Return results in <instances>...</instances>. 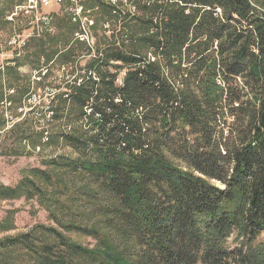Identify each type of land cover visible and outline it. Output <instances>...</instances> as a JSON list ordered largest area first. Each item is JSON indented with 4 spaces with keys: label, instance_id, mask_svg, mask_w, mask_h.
I'll list each match as a JSON object with an SVG mask.
<instances>
[{
    "label": "trees",
    "instance_id": "obj_1",
    "mask_svg": "<svg viewBox=\"0 0 264 264\" xmlns=\"http://www.w3.org/2000/svg\"><path fill=\"white\" fill-rule=\"evenodd\" d=\"M131 3L105 6L126 39L99 49L50 107L76 158L0 186L2 200L37 196L57 226L2 239L0 257L264 264V0Z\"/></svg>",
    "mask_w": 264,
    "mask_h": 264
},
{
    "label": "rangeland",
    "instance_id": "obj_2",
    "mask_svg": "<svg viewBox=\"0 0 264 264\" xmlns=\"http://www.w3.org/2000/svg\"><path fill=\"white\" fill-rule=\"evenodd\" d=\"M70 1L0 0V186H16L30 168H48L46 162L56 156L76 158L59 137L69 132L67 121L52 118L50 107L58 104L54 97L66 91L64 82L83 72L99 49L126 39L129 32L126 23L109 19L104 9L118 4L128 12L131 0H78L81 13ZM38 224L57 226L37 196L0 199V241ZM69 235L84 246L96 244L82 233ZM263 240L264 234L255 243ZM237 244L236 235L227 241L231 247ZM26 258L15 251L1 256L0 264H24Z\"/></svg>",
    "mask_w": 264,
    "mask_h": 264
},
{
    "label": "built area",
    "instance_id": "obj_3",
    "mask_svg": "<svg viewBox=\"0 0 264 264\" xmlns=\"http://www.w3.org/2000/svg\"><path fill=\"white\" fill-rule=\"evenodd\" d=\"M64 1H66V0H58L59 3H63ZM33 2L35 3V5H37V3H38L37 0H33ZM41 2H42V5H43V3L50 4L51 0H41ZM70 4H72L76 8H78V10H79L80 13L82 12L83 6L80 5V3H79L78 0H72V1H70ZM76 8L73 7V8H71V10H74L75 11ZM118 83H122V80L118 79Z\"/></svg>",
    "mask_w": 264,
    "mask_h": 264
}]
</instances>
